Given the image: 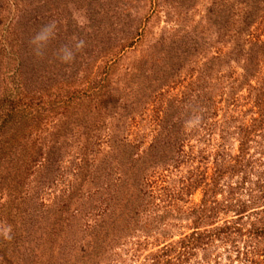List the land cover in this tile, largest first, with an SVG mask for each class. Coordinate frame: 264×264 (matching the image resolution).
I'll return each mask as SVG.
<instances>
[{
  "label": "trees",
  "instance_id": "16d2710c",
  "mask_svg": "<svg viewBox=\"0 0 264 264\" xmlns=\"http://www.w3.org/2000/svg\"><path fill=\"white\" fill-rule=\"evenodd\" d=\"M22 1L37 8L16 24L10 21L5 26L0 18V222L13 229L11 241L0 236V264H97L101 257L108 258V249L122 237L136 230L148 234L169 213L155 201L161 195L156 190H164L167 204H176L174 198L180 193L176 188L157 186L162 176L158 167L190 165L196 155L184 149L189 137L212 134L222 65L228 68L233 61L244 76H250L264 59V0H213L207 6L206 27H183L161 35L132 65L131 83L128 80L130 84L119 89H112L102 74L96 79L93 70L88 83L80 86L73 63L65 64L55 78L48 76L46 62L55 64L59 42L72 36L69 20L56 6L65 1ZM134 2L84 0L82 16L88 28L100 33L109 18H115L110 26L113 33L124 31V18L135 10ZM169 4L183 5L181 0ZM53 19L59 20L56 37L46 56L37 58L28 41ZM139 27L131 26L134 34L119 38L115 46L130 45ZM96 39L94 33L85 34L86 46H91L83 50L85 64L103 55L94 47ZM99 41L105 53L112 50L110 38ZM105 43L109 50H104ZM216 43L229 47H216L187 89L163 99L180 69L203 52L202 47ZM214 71L219 73L211 75ZM255 91L262 101L264 77ZM155 100L158 105L148 120L154 132L148 142L110 132L111 112L119 121L115 125L127 129L135 115ZM193 114H200L202 122L186 130L184 121ZM240 144L233 155L224 149L216 152L210 175L207 165L191 169L184 187L203 185L200 203L183 210L191 215L193 229L151 252L149 264H183L203 243L216 238L234 244L237 237L242 238L238 252L244 261L264 264V203L256 205L264 199V161L248 154L246 142ZM199 155L207 157L201 150ZM223 186L226 194L218 199ZM242 189L247 194L244 199ZM160 207L161 214H151ZM226 209L237 218H243L244 212L254 218L245 230L228 219L200 229L208 219L214 224L212 219Z\"/></svg>",
  "mask_w": 264,
  "mask_h": 264
},
{
  "label": "rangeland",
  "instance_id": "374dc122",
  "mask_svg": "<svg viewBox=\"0 0 264 264\" xmlns=\"http://www.w3.org/2000/svg\"><path fill=\"white\" fill-rule=\"evenodd\" d=\"M64 1L65 3H57L58 5L56 6L62 8L63 16H66L67 20H69V28L71 29L72 36L66 38V43L65 40H61L58 48L60 45L71 43L73 36L85 39L86 33H94L96 38H98L96 39L98 41L94 40V43L96 42V46L94 45V47L98 52H102L103 54L96 58L94 63L93 60H90L85 64V53L83 51L78 53L72 65V69H74L72 72H74V75H77V79L75 80L78 81L80 86L86 85L88 83L87 80L91 79L90 76H93L89 75L90 70H93L94 75L97 76L95 77L96 79L99 78V74H102L103 77H106V83L112 89H119L123 88L125 84L131 83L128 74L132 65L144 57L148 49H150V46L161 35L183 27L191 28L192 26H196L198 29L206 27L207 6L213 0H181L182 7L171 6L169 2H174V0H137V2L132 4L135 10L130 11L129 16L124 18L125 21L122 25L124 31H115L114 33L110 29V26L114 23L115 18L114 20L113 18H109L108 22L106 20V23L103 25L104 33H100L95 31V29L88 28L86 25L88 21L82 16L84 0ZM32 8L35 9L37 7L30 8L22 0H1L0 18L5 22V26L10 21L16 24L18 20L22 19V16L25 19L26 15L34 12ZM51 8L54 9V7ZM27 10H30V12ZM19 13L21 16H16ZM59 20L62 22V18H59ZM137 25L140 26L138 34L135 35L130 45L124 46L123 48L116 47L115 45L118 44L119 38H126L131 34V31L134 34L135 29L132 30L131 26ZM107 37L111 39L109 46L112 50L110 49L111 51H106L105 53L97 42ZM224 44L225 47H223ZM224 44L216 43L215 46L208 49L202 47L204 49L203 52L197 53L192 57V60L185 64L173 78L174 81L169 83V90L164 94L163 99L172 95L179 96L182 91L187 89L189 83L199 77L203 62L208 56L214 53L216 47L223 48L224 50L229 47V44ZM103 46L104 50H109L107 43ZM85 48L89 50L91 46H86ZM55 59V64L49 61L46 62V64H49L46 74L50 77L53 76V78L63 72L66 66L56 56ZM219 72L222 74V82L217 87V100L220 101L218 102L217 122L212 129V134L205 135V137L200 139L193 135L189 137L184 145V149L186 152L192 150L196 155L194 160L190 162V165L182 162L176 168L172 166H168V169L158 167L161 170L162 176L157 180V186L176 188V191L180 192L178 197L174 198L176 204H167L169 199L168 197L165 199L164 190H156L155 194L157 196L161 195L155 201L163 205L164 209L169 208V213H163L164 216L156 223L157 227L152 229L148 234H145L141 230H136L122 237L112 245L111 249H108V258L104 259L101 257V261L97 264H149V255L151 252L157 250L169 240H176L183 234L191 231L193 229L191 228L192 217L191 215H185V212L189 211L194 204L200 203L203 196V185L197 187L190 186L186 189L184 187L187 182L186 178L191 174L190 171L192 168L196 171L197 168L203 169L204 165H207V173L210 175L214 164V155L217 151L224 149L229 155H233L239 152L241 147L240 143L244 141L246 142V151L249 152L248 154H252L254 157H261L264 161V94L262 95V101H260L256 99L255 91V88L260 84L261 77H264V59L260 61L258 68L252 71L254 75L244 76L241 66H238L233 61H231L228 68L222 65ZM219 72L214 71L211 75L218 74ZM128 80H130V83ZM122 95L125 96V94ZM122 101L124 99H121L120 102ZM146 105L148 107L146 111H142V114H136L135 120L130 122L127 129H124V125L123 127H117L115 125L119 123L116 114H112L111 112V115H105L109 123L111 121L108 124L109 129L111 128L110 132L119 135L125 133L130 138L136 136L142 138L144 143L148 142L154 132L152 129L153 125H150L148 120L153 113L151 109L153 106L158 105V101L155 100ZM200 150L204 152V155L207 154L205 159L200 158ZM182 187L183 189L181 190ZM225 190L224 186L219 190L217 194L218 199L224 197L226 194ZM243 191L244 189H242V199L247 197V194ZM262 203H264V199L256 205L260 206ZM251 206L253 205H249V207ZM161 208L156 209V212L151 214H161ZM253 218L254 214H250V212H244L243 218H237L234 211L226 209L219 212L217 217L212 219L216 220L214 224H211V220L208 219L200 229H211L214 225L222 224L224 219H228L237 222L245 230V228L249 227V222ZM244 237L247 238L245 235ZM236 239L234 244L216 238L211 242H205L202 244V247L195 248L193 254L183 264H259L246 263L244 261L241 252H238V249H241L243 245L242 238L237 237Z\"/></svg>",
  "mask_w": 264,
  "mask_h": 264
},
{
  "label": "clouds",
  "instance_id": "9594fccd",
  "mask_svg": "<svg viewBox=\"0 0 264 264\" xmlns=\"http://www.w3.org/2000/svg\"><path fill=\"white\" fill-rule=\"evenodd\" d=\"M58 22L53 19L42 25L38 31L29 39L28 44L32 53L37 58H44L50 42L56 37ZM86 47V41L83 38L73 36L71 43L63 44L56 50V58L63 64L71 65L77 58V54ZM202 122L200 114H193L184 121V128L191 130L197 128ZM12 226L7 222H0V236L6 241L13 239Z\"/></svg>",
  "mask_w": 264,
  "mask_h": 264
}]
</instances>
